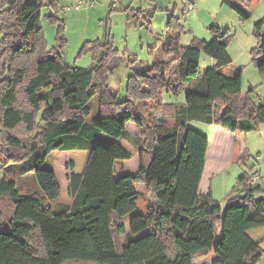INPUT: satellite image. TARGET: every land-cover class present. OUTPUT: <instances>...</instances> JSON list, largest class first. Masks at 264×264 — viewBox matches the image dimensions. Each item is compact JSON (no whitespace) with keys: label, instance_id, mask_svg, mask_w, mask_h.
<instances>
[{"label":"trees","instance_id":"trees-1","mask_svg":"<svg viewBox=\"0 0 264 264\" xmlns=\"http://www.w3.org/2000/svg\"><path fill=\"white\" fill-rule=\"evenodd\" d=\"M248 2L222 0L242 19L249 16ZM59 4L0 0V145L24 152L5 154L17 179L6 173L0 178V199L7 202L6 209L0 207V264H196L195 255L211 246L217 222L219 239L211 264H256L262 250L248 231L264 226V197L256 194L264 191L262 184H247L250 173H242L221 208L209 189L199 190L209 139L199 135L190 161L180 163L187 160L189 121L241 132L264 123V97L256 104L255 87L242 91L240 69L222 71L231 62L226 31L211 25L210 40L179 46L180 28L169 16L161 47L166 58L149 65L129 57L142 83L129 78L127 97L119 100L107 82L115 59L108 39L83 46L82 51L93 50V62L86 67L65 64L60 43L47 48L40 12L48 6V17L60 20ZM261 22L255 24L257 43L250 54L264 81ZM201 51L215 63L199 70ZM20 57H29L32 65H13ZM21 86L27 108L17 103ZM164 90H184V102L162 103ZM93 97L98 113L87 121ZM148 99L160 101L155 119L152 112L140 110ZM128 122L142 132L130 133ZM17 134H28L27 141ZM102 134L110 137L107 144L97 142ZM125 140L136 146L139 165L119 177L142 183L154 197L145 214L134 212L135 188L120 184L113 172L115 160L132 156ZM56 150L90 151L81 173L74 171L72 160L64 164L68 203L50 204L59 198L61 185L56 172L40 163ZM26 175L37 187L20 193L18 178Z\"/></svg>","mask_w":264,"mask_h":264},{"label":"rangeland","instance_id":"rangeland-1","mask_svg":"<svg viewBox=\"0 0 264 264\" xmlns=\"http://www.w3.org/2000/svg\"><path fill=\"white\" fill-rule=\"evenodd\" d=\"M76 1L59 0L60 4L56 14L63 19V24L60 18V20L54 21L48 17V13H50L48 6L42 7L40 23L46 46L52 50L60 43L59 52L65 64L86 67L93 62V50L85 49L82 51L83 46L87 45L88 41L103 44L108 39L113 49H115V59L113 64L109 66L107 82L109 87L118 93L119 100H124L127 97L126 86L129 78H134L138 83H142L141 79L134 75L129 57L149 65L157 59L166 58V54L161 47L169 16H173L177 20L180 28L177 39L179 46H188L195 41L210 40L212 33L209 27L211 25H216L221 31H226V48L231 57V62L223 67L222 71L225 74H231L236 69H240L242 91L246 92L250 87H255L252 97L256 104L264 97V83L259 84L262 79L250 54V49L257 43L255 24L259 21H262L260 35L264 38V0H249L250 12L246 19H242L234 10L224 5L222 0H194V6L191 9L184 6L183 0H87L86 2L83 0V4L79 8H75ZM59 23L63 25L60 32H58ZM58 35L63 37L61 41L58 39ZM22 63L29 66V64L32 65V60L29 57H20L13 61V65ZM214 63L215 60L210 55L201 51L199 70ZM258 80L260 82L256 85ZM160 100L165 104L183 103L185 100L184 90L177 93L164 90L160 93ZM17 103L22 108L28 106L22 86L18 91ZM159 103V100L156 102V100L148 99L146 100V106H142L140 110L142 112H152L155 119L161 113L160 108L157 106ZM89 107L90 112L86 118L87 121L92 120L98 113L96 97L90 100ZM171 119L167 117L168 121H171ZM187 124L189 131L184 155L187 160L180 161L181 164L190 161L197 135H203L208 139L211 135L212 127L210 124L197 120L189 121ZM142 130L137 134L141 133ZM128 131L132 133L130 129ZM230 132L227 143L230 140L232 141V150L227 149L229 146L227 145L225 155L232 157V164L223 167L221 165L219 169H222V171L214 175V179H209V182L214 185L215 196L211 192L212 197L217 199L216 202L222 208L227 205V197L238 185L237 179L242 173L257 171L260 174L259 182L264 187V123H260L256 130L241 132L237 129ZM17 135L25 142L28 139V134ZM109 139L110 137L102 134L97 142L103 145L107 144ZM118 141L122 143L121 138ZM124 144L130 149L132 156L130 159L115 160L114 175L123 185L135 188L137 199L134 212L145 214L147 207L154 204V197L142 183L132 181L130 177H119L121 170L132 172L139 165L136 146L131 142H127V140L124 141ZM7 153L22 154L24 152L10 148L2 149V145H0V178H3L6 173L16 180L17 174L8 165L12 161L8 160L5 155ZM87 155V151L82 150H56L51 152L46 159L40 161V163L45 162V167L56 172L61 185L59 198L50 201V204L56 201L69 202L66 194L67 170L64 164L66 161L72 160L74 171L81 173L84 170ZM206 178L203 187L206 184ZM36 187V182L31 175L18 178L17 189L20 193L33 190ZM256 194L264 197V191ZM0 207L6 209L7 202L0 199ZM124 222L128 225V216L124 218ZM251 235L262 250V255L256 264H264V226L252 229ZM218 239L219 222L215 225L211 246L202 251V257L206 259L205 264H211L212 259L215 257V244ZM118 240L121 242L123 235H120ZM65 264L78 263L68 262Z\"/></svg>","mask_w":264,"mask_h":264},{"label":"crops","instance_id":"crops-1","mask_svg":"<svg viewBox=\"0 0 264 264\" xmlns=\"http://www.w3.org/2000/svg\"><path fill=\"white\" fill-rule=\"evenodd\" d=\"M84 1L86 2L87 0H84ZM90 4H91V2H90ZM90 4H88V5L90 6ZM259 82L260 81L258 80L256 85H258ZM261 83H264V81L261 80V82L259 84H261ZM210 125L212 127L211 128V135L209 136V143H208L207 151H206L205 165H204V169H203L200 184H199V190H200V192H206L209 189L212 192L213 196H215L214 195V185H212V183L209 182V179H214L213 176L217 175L218 173H220L222 171V169H219V167H221V165H222V167L226 166V165L231 166L233 159L231 156L227 157L225 155L226 154L225 151L227 149L232 150V141L230 140V142L227 143V140L229 139L228 137L231 133L230 132L231 130H229L226 127L216 126L214 124H210ZM126 127H127V129H130V131L132 133H137V132H140L142 130L141 126H138V125L131 123V122L130 123L128 122ZM234 131H236V130H234ZM198 136L199 135L196 136V139ZM230 139H232V138H230ZM227 145H229V146L226 149ZM82 151H87V153H88V155L86 156V162H87L88 157L90 155V151H88V150H82ZM137 160H138V158H137ZM86 162H85V165H86ZM213 170H218V171L215 172ZM121 171H127V170H121ZM113 172L115 173L114 165H113ZM205 178H206V184L203 187V182H204ZM118 182L120 184H122L120 180H118ZM214 199H215V197H214ZM215 200H217V199H215ZM248 234L250 235V237L252 236L251 230L248 231ZM251 238L253 240H255L254 237H251ZM202 256H203L202 252L197 253L193 259V262L196 264H205L206 259H204Z\"/></svg>","mask_w":264,"mask_h":264},{"label":"built area","instance_id":"built-area-1","mask_svg":"<svg viewBox=\"0 0 264 264\" xmlns=\"http://www.w3.org/2000/svg\"><path fill=\"white\" fill-rule=\"evenodd\" d=\"M85 2V1H84ZM83 4V0H77L75 3V8H79ZM183 4L187 9H191L194 3L191 0H183ZM259 181V174L257 172H251L249 178L247 179V184H254Z\"/></svg>","mask_w":264,"mask_h":264}]
</instances>
